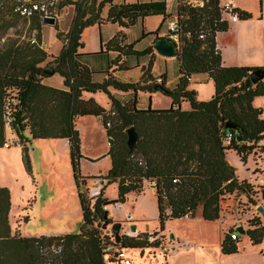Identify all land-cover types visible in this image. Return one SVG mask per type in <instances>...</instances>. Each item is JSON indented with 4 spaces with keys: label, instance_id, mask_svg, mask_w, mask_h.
I'll list each match as a JSON object with an SVG mask.
<instances>
[{
    "label": "trees",
    "instance_id": "obj_1",
    "mask_svg": "<svg viewBox=\"0 0 264 264\" xmlns=\"http://www.w3.org/2000/svg\"><path fill=\"white\" fill-rule=\"evenodd\" d=\"M221 3L220 0H173L168 9L167 0L134 3L68 0L61 5L63 10L75 5L76 13L65 36L57 35L64 42L58 55L47 53L41 35L34 44L29 39L25 44L13 43L0 50V148L8 146L6 129L13 130L22 140L26 153V144L30 142L26 130L34 140H68L82 212L78 234L39 238L12 236L8 221L10 192L0 188V264H120L115 254L103 252L105 246L127 251L160 248L161 237L150 242L148 233L124 235L121 243L116 244L108 229L113 222L104 207L126 203L131 193L143 195L145 182L155 185L157 237L165 231L169 221L194 219L201 206L205 223L225 220L232 224L224 231L222 253L238 252L239 236L235 232H238V224L234 219L242 217L241 212L226 213L230 217H223L221 202L233 194L245 196L253 206L257 205L253 197L258 194L264 202V161L259 165L250 159L247 164L249 156L259 145H264L263 109L253 106L256 98L264 97V79L257 84L250 80L251 73L264 71V67L222 66L216 38L219 33L227 32L233 23L223 14ZM5 4L7 0H0V30L7 31L14 25L9 17L20 19L12 15ZM106 5L109 7L103 20L101 15ZM168 10L175 15L172 21L179 25L175 58L160 56L153 45L144 49L142 42L149 36H154L155 41L161 39L158 37L161 25L156 31L144 33V19L162 16L165 20L170 16ZM238 12L239 21L252 18L247 12ZM32 22L43 24L38 20ZM105 23L132 28V31L140 25L142 28L134 35L139 38L132 43H126V34L119 32L106 42L100 38L98 52L80 53L85 48L84 31L94 26L100 28ZM158 59L169 62L174 59L177 73L174 72L173 78L172 73L158 75ZM100 60L107 62L104 68L97 67L101 63L96 67L92 64ZM47 71L60 76L62 88L43 83L53 76L45 74ZM194 75H207L212 80L214 95L209 101H198V93L189 89ZM97 93L107 96L110 110L93 99L84 98L85 94ZM157 93L170 98L171 107L153 109L151 95ZM142 94L150 95L145 109L139 107ZM121 95L127 97L124 99ZM8 101L12 106L6 109ZM184 102L189 104L190 110L182 109ZM6 113L12 119L10 128L4 120ZM86 116L102 119L109 139L107 155L112 161L111 169L100 177L105 184L94 202L86 196V178L79 169L83 155L76 121ZM228 122L237 129L227 130ZM131 127L139 137L133 150L127 146L126 130ZM226 133L233 137L231 145L224 143ZM230 152L235 153L245 167V164L254 167L248 174L250 178L238 179L236 168L227 160ZM25 159L29 168L27 156ZM253 173L256 175L252 181ZM113 184L118 185V198L109 201L104 191L107 185ZM252 218L244 235L257 246L264 239V225L260 218Z\"/></svg>",
    "mask_w": 264,
    "mask_h": 264
},
{
    "label": "rangeland",
    "instance_id": "obj_2",
    "mask_svg": "<svg viewBox=\"0 0 264 264\" xmlns=\"http://www.w3.org/2000/svg\"><path fill=\"white\" fill-rule=\"evenodd\" d=\"M127 1L135 2L136 0ZM225 1L227 0H221L222 3ZM259 1L256 3V7H260ZM169 4L171 6L172 2H169ZM248 5L253 8V0L249 1ZM108 7L109 5H106L103 9L101 15L103 20H105ZM75 13V5L66 8L61 12L60 17L54 26L26 22L9 17V21L14 25L7 29V31L0 30V50L13 43L21 45L25 44L29 42V39L32 38L34 34H36L37 39L39 38V35H41L43 47L47 50L48 54L58 55L64 42H61L57 35L58 33H63L65 36L73 22ZM160 21V16L149 17L146 19V27L148 29L152 28ZM235 26L234 23V28ZM106 28L108 27H105V29ZM141 28V25L135 28L130 34V38L134 37V35H138ZM98 32V27L89 28L84 31L82 42H85L86 51L96 50L97 43L99 42ZM235 34L233 29L229 31L228 34L218 36V45L221 49L223 48V45H228L231 41H235ZM256 37L261 38L260 41H262L264 46V29H262V32L257 34ZM244 41L245 40L242 38L238 39V43H243ZM252 45H256L255 42H246L243 45H240L239 50L243 48L240 51V57L245 60L243 61L245 63L252 62L256 63L254 65L264 67V49H258L256 50V53H254ZM229 46H231V44L226 46V48ZM246 47H248V49H246ZM223 53L225 56L224 49ZM226 55L229 62L234 61V58H236V54L230 49H227ZM254 58H256V60H254ZM173 60L174 59H170L171 78H173L174 72L177 73V68L175 66L173 67ZM59 79L60 76L54 74L49 81L56 85L58 84ZM204 79V75H194L192 78L193 85H191L190 90L195 91V88H198V101H209L214 94L213 85ZM102 96L104 95H98L99 98ZM254 101V107H261L263 109L262 118L264 119V108L261 106L264 105V97L256 98ZM171 104V99L162 94H156L153 98L151 97V106L153 109H168L171 107ZM148 106V94L140 95L139 107L145 109ZM76 124L80 137L81 153L83 152V158L79 163L81 176L84 177L83 175L89 173L107 174L109 169H111L110 167H112V161L107 155L109 150V139L103 124L94 117L78 119ZM25 134L30 141L26 144L27 153L21 146L22 140L18 138L13 130L11 131L9 129H6V142L9 147L5 146L0 148V188H6L10 192L11 209L8 221L11 235L23 238H39L49 235L64 236L78 234L82 222V212L77 185L73 176L69 141L55 139L34 140L29 136V130H26ZM251 155L248 158L247 164L249 163V160L252 159L255 161V164L260 165V162L264 161V145H259ZM26 156L29 162V168L26 165ZM227 160L236 168V174L239 180L247 178V172L251 171V168H254L250 167V164L248 166L245 164L246 168L233 152H230L227 155ZM256 170L260 169H255V171ZM253 174L252 181L254 180L256 173ZM98 183L99 185L96 182L88 181L86 184V196L91 200L95 198L93 196H95L103 186L100 181H98ZM152 185H154V183L145 182L143 195L140 196L139 194L131 193L127 196L126 203H118V207L110 205L109 209H107L109 212V218L112 220L113 224H122L120 232L121 236L126 235L127 230H130V226L137 225L139 231H146L155 240L158 238L157 235H155L158 231V209L155 189L152 188ZM253 185L256 188V184ZM104 197L109 201L116 200L118 198V185H107L105 187ZM253 199L257 204L256 206L249 203L248 199L241 194L227 195L221 202V216L223 215V217L229 218L230 216L226 215V213L230 215H233L234 213L237 215V213L241 212L240 214L242 217L234 215L236 217L234 223L243 224L247 228L250 226V220L245 215L252 212L254 216L253 218H260L264 225V216L262 217V215L257 212V207H264V202H262L259 194L253 197ZM200 209H202L201 206L199 207L198 212H196V217L193 221L194 223H192V221H187V219L172 220L167 223V232L173 231L172 233H178L184 240L188 238V236H186L188 234L187 232H190L189 234H191L194 239L200 238V234L203 233V239L206 244V246H204L205 250L207 252L209 251L208 253L213 256V260L217 264H264V239L261 245L255 246L248 242V238L245 237L244 234L242 235L237 231L235 232L239 236L240 243L236 254L224 256L219 249H213L214 251L212 253L209 247L218 245V240L222 235V230L219 229L220 226L226 230L231 225L228 221L225 222V220L221 221L222 225H214L208 222L205 223L201 218ZM187 223L190 224L191 231H187L184 228ZM111 227L112 226L108 229L111 230ZM198 229L199 231L196 232ZM130 234L131 235L129 236L135 235L133 233ZM163 238L164 245L161 248V251L162 255L164 253V256L166 257L169 252L178 249L176 243H174L175 240H171L169 234H166ZM218 247L219 246H217V248ZM148 253L152 256H156L158 252L155 250H145L143 251V254H141L139 250H126V255L131 261V264H141L139 262L140 257H144ZM214 253L217 254V256H214ZM219 256L222 259H220Z\"/></svg>",
    "mask_w": 264,
    "mask_h": 264
},
{
    "label": "crops",
    "instance_id": "obj_3",
    "mask_svg": "<svg viewBox=\"0 0 264 264\" xmlns=\"http://www.w3.org/2000/svg\"><path fill=\"white\" fill-rule=\"evenodd\" d=\"M136 1L137 2H149V1H156V0H136ZM249 1H252V0H247V1H245V0H227V1H225V2L232 3L238 10H241L243 12H247V13L251 14L252 18L249 19V20L239 21L238 23H235V25H236L235 28H234V23H233V24L230 25L229 30L227 32L219 33L217 35V38H216L217 39V49L220 51V54H221V57H222V66H224V67H241V66H245V65L251 66V67H259L257 65H254L256 63H252V62H249V63L246 62L245 63V62H243L245 60L240 57V51L243 49L242 48L241 50H239L240 45H243L246 42H249V43L255 42L256 45H252V47H253L252 49H253L254 53H256V50H258V49H262V50L264 49L263 43H262V41H260L261 38L256 37L257 34H260L262 32V29H264V0H260V1L259 0H253V3H254V7L253 8H251L248 5ZM258 1H259V6L260 7H256V5H257L256 3ZM126 2H128V1L126 0ZM169 2H173V0H167L168 9H169V5H170ZM128 3H134V2H128ZM168 14H170L169 10H168ZM160 17H161V21L156 26H154L152 28H149V29L146 27V19L149 18V17L145 18L144 22H143V25L145 27L144 28L145 29L144 33H149V32L156 31L159 28V26L161 25V29H160L158 37L161 38V39H171L170 35H169V32H168L167 25H168L169 22H171L174 19L175 15L174 14H170V16L167 19H165V20H164V18L162 16H160ZM94 27H97V26H94ZM94 27H90V28H94ZM105 27H108V28L105 29ZM233 29H234V34L236 33L235 34L236 35L235 41L234 42L231 41L229 43V44H231V46H229L228 48H226V46H228L229 44L228 45H223V48L221 49V47L218 45V36L222 35V34H228L229 31H231ZM98 30H99V32H98L99 42L97 43L98 45L96 47V50H94V51H86V49L84 48L83 50L80 51V53L85 54V53H96V52H98L100 50V38H102L106 42V41H109L111 38H113V36H115L119 32L123 33V34H126V43H128V44L134 42L137 38H139L138 36L136 38H134V37L130 38V34L132 33V28L131 29H125V28H122L120 26H113L110 23L103 24L100 28L98 27ZM239 38H242L245 41L243 43H238V39ZM156 41H155V37L154 36H149V37L144 38V40H142V42L145 44L144 45V49L149 47L150 45H154V43ZM84 45H85V42H84ZM223 49L225 51V56H224V53H223ZM227 49L232 50L233 53L236 54V58H234V61H232V62H229V59H227V55H226ZM246 49H248V47H246ZM230 59H233V58H230ZM254 60H256V58H254ZM93 61H95V60H93ZM96 62H98V61H96ZM96 62H92V64L95 67L99 63H101V64H99L97 66L98 68H100V67L104 68L106 66V63H107L106 60H100L98 63H96ZM227 62H229V63H227ZM170 65L171 64H170L169 60L166 61V60L158 59L157 65H156L158 75L166 73V72L168 74H170L171 73ZM174 66H175V64L173 65V67ZM204 77H205L204 80L210 82L213 85V88H214V84H213L212 80H210L207 75H204ZM50 78L45 79L43 81V83L45 85H47V86H50V87L62 88V80H61V78L58 80V84H56V85L52 84L51 81H49ZM191 85H193V84H191ZM191 85H190L189 89L191 88ZM197 90H198V88H195L196 92H197ZM157 94H160V93H157ZM98 95H104V96H102L104 98H102V97L99 98ZM142 95H144V94H142ZM154 95H156V94L151 95V97L153 98ZM121 96H123V95H121ZM123 97L125 99L127 97V95L126 96L124 95ZM139 97H140V95H139ZM148 97H150V95H148ZM84 98L86 100H89V99L95 100L100 106L105 108L107 111L110 110V108H111V104H110L107 96L105 94H103V93L85 94ZM259 98H262V97H259ZM254 102L255 101H253V104H254ZM261 106L264 108V105H261ZM255 108H261V107H255ZM182 109L183 110H187V111L190 110L189 104L187 105L186 102L182 103ZM88 117H92V116H86V117H82V118H88ZM94 118L98 119L102 123V119L101 118H97V117H94ZM79 119H81V118H79ZM77 121H76V123H77ZM76 129H77V124H76ZM55 140H66V139H55ZM82 154H83V152H82ZM251 171H249L247 173L249 174V173H251ZM105 174L106 173H89L87 175H83V174L82 175L84 176V178H86V183H88V181H91V182H94V183L96 182L99 185L98 181H100V183L102 185V180L100 179V177L104 176ZM246 177H248V176H246ZM248 178H250V177H248ZM263 182H264V180H263ZM157 216H158V211H157ZM246 217H248L249 219L252 218L253 217L252 212H250V214L246 215ZM194 219H187V221H192V223H194L193 222ZM200 221H202V220H200ZM211 224H214V225H219L220 224V225H222L220 222L211 223ZM228 225H229V223H228ZM231 226H232V224H231ZM244 226L245 225H243V224H238L237 225L238 228L242 227L244 231L249 229V228H246V226L245 227ZM136 228H137V233L134 236H137L138 234H141V233H147L144 230L139 231L137 225H136ZM184 228L187 231L190 230V224H188V223L185 224ZM219 229L222 230V235H221V238H219V240H218V245L213 246V247H209L210 251L212 253L214 251L213 249H216V250L219 249V251L222 253V251H221V243H222L224 235H225L224 231H226V230L223 229L221 226H220ZM197 231H199V229L196 230V232ZM172 232H167V223H166L165 231L158 235V238L161 237V240H162L161 247L157 248V249L156 248H150V249H144L143 250V251H145V250L146 251L155 250V251L158 252L156 254V256H152L151 254L148 253L144 257H140L139 262L141 264H148V263L149 264H217L213 260V256L208 253L209 251L207 252L205 250L204 246H206V244H205V240L203 239V236H204L203 233L200 234V238L194 239V237L191 234H189L190 232H187L189 234V235L188 234L186 235V236H188V238H186L184 240L183 238H181L180 234H178V233L175 234V233H172ZM166 234H169V237H170L171 234L174 235V237H175L174 243H176V246H177L178 250L169 252L166 255V257H165L164 253L162 255L161 248L164 245V242H163L164 238L163 237ZM126 235H128V236L131 235L130 234V230H127ZM49 236H58V235H49ZM245 237L248 238V236H246V235H245ZM248 242L251 243L249 238H248ZM239 243H240V241H238V243H237L238 249H239ZM217 246H219V247L217 248ZM135 250H138V249H135ZM139 251L141 252V254H143L142 250H139ZM222 255H224V254L222 253ZM214 256H217V254L214 253ZM224 256H227V255H224ZM219 258L222 259L220 256H219Z\"/></svg>",
    "mask_w": 264,
    "mask_h": 264
},
{
    "label": "built area",
    "instance_id": "obj_4",
    "mask_svg": "<svg viewBox=\"0 0 264 264\" xmlns=\"http://www.w3.org/2000/svg\"><path fill=\"white\" fill-rule=\"evenodd\" d=\"M68 0H7L6 8L10 10L11 14L17 16L21 21L32 22L35 20L43 21L44 19H54L56 22L58 21L63 8L61 5ZM220 8L226 18L232 23H237L240 18V14L238 9L230 2H225L220 4ZM179 31V25L177 21H172L169 24V35L171 40H173L176 44L179 39V35L177 34ZM36 34L30 38V42L32 44L36 43ZM12 106L11 102L8 101L6 105V109H9ZM4 120L8 128L11 127V116L6 113L4 115ZM233 141V137L230 133H226L224 137V143L226 145H231ZM105 183V181H104ZM100 191L96 193L95 198H93V202L96 197L99 195ZM112 206H119V204H114ZM109 209V206H105L104 210ZM235 236H233V239ZM155 239L150 236L149 241L153 242ZM103 252L106 254H115V258L120 264H131V261L128 259L126 255V250L121 248H115L113 246H105L103 248Z\"/></svg>",
    "mask_w": 264,
    "mask_h": 264
},
{
    "label": "water",
    "instance_id": "obj_5",
    "mask_svg": "<svg viewBox=\"0 0 264 264\" xmlns=\"http://www.w3.org/2000/svg\"><path fill=\"white\" fill-rule=\"evenodd\" d=\"M44 25H50L54 26L56 25V20L54 19H44L43 21ZM155 51L164 58H175L178 55V46L177 44L170 39H159L157 40L153 45ZM45 74L52 76L54 75L53 71H47ZM264 79V71L263 70H257L250 74V80L253 84H257L258 82L262 81ZM225 128L227 130H236L237 126L231 122L226 123ZM127 134V146L130 150H133L135 146L138 143L139 137L136 129L134 127L128 128L126 130ZM152 188L155 189V185H152ZM257 212L260 213L262 216H264V207L258 206ZM130 219V217H129ZM122 229L121 223H115L112 224L111 232L114 236V240L116 244H120L122 241V236L120 235ZM137 228L136 226H130V233L136 234ZM238 232L240 234H244V230L242 227L238 228ZM171 240H175V237L173 234L170 235Z\"/></svg>",
    "mask_w": 264,
    "mask_h": 264
},
{
    "label": "clouds",
    "instance_id": "obj_6",
    "mask_svg": "<svg viewBox=\"0 0 264 264\" xmlns=\"http://www.w3.org/2000/svg\"><path fill=\"white\" fill-rule=\"evenodd\" d=\"M104 184V182L102 181V185ZM101 190V189H100ZM154 242V241H153ZM161 247V246H160ZM157 249V248H156Z\"/></svg>",
    "mask_w": 264,
    "mask_h": 264
},
{
    "label": "flooded vegetation",
    "instance_id": "obj_7",
    "mask_svg": "<svg viewBox=\"0 0 264 264\" xmlns=\"http://www.w3.org/2000/svg\"><path fill=\"white\" fill-rule=\"evenodd\" d=\"M131 222V221H130Z\"/></svg>",
    "mask_w": 264,
    "mask_h": 264
}]
</instances>
